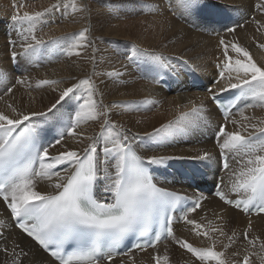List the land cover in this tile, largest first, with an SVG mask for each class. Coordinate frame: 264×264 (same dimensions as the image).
<instances>
[{
    "label": "snow or ice",
    "instance_id": "obj_1",
    "mask_svg": "<svg viewBox=\"0 0 264 264\" xmlns=\"http://www.w3.org/2000/svg\"><path fill=\"white\" fill-rule=\"evenodd\" d=\"M19 7V6H17ZM71 7L72 13L87 12L83 3L77 6L75 0L70 5L57 0L43 12L37 11L15 14L11 17L14 24L23 29L19 36L20 53L13 52L16 60L23 56L31 61L42 48L57 45L69 56H80L83 49L92 47L89 29L68 34L67 38L48 37L45 40L36 34V26L48 13L56 9ZM151 7V6H149ZM264 14V3L257 5ZM219 4L212 0H168V10L175 13L182 10L189 16L214 22ZM157 5L155 11H160ZM258 30L264 27L260 20L252 18ZM27 22V27H24ZM227 33H234L235 27H226ZM11 44L15 46V41ZM219 44L223 50V59L216 65L219 79L206 91L210 99L224 113V123L218 125L215 146L219 149V163L225 173L214 195L224 204L244 214L255 210L264 214V120L251 122V117L241 116L247 123H238L230 119L232 109L239 110L244 103L248 107L264 108V66H259L250 51L237 42H226L221 38ZM264 47V45H261ZM144 54L154 70L164 69L179 77L176 65L162 54L149 53L133 48L126 57L134 63L138 55ZM98 63L95 55L91 57ZM188 66V61H183ZM227 86L220 87L219 93L237 90L233 97L222 102L214 88L225 80ZM124 72L110 70L93 73L82 79L73 77L70 86L61 88L64 82L55 79H40L36 88L51 87L58 92V99L42 111H24L9 103L10 113L0 111V203L4 205L10 220H0V253L3 264H24L30 252L20 242L12 241L8 246L4 231L11 225L19 229L38 249L51 259L52 264H137L133 253L152 249V264H170L167 247L164 255L158 250L161 241L167 240L185 250L200 264H251L255 257L259 264H264V240L251 236V223L242 234L246 242L242 259L228 257L226 252L240 239L233 232L231 235L223 226L209 227L196 219L190 218L202 207L203 195L196 198L180 195L159 187L154 183L152 172L160 167L167 168L170 161L196 160L215 163L217 157L210 151L199 150L195 156L151 155L138 152L141 145L151 141L148 150L171 146V141L178 135L198 129L201 124H208L206 105L200 98L199 104L189 100L186 111H182L174 120L161 124L152 132L143 136L131 133L123 125L112 119L113 110L120 107L117 103L105 104L97 77L121 78ZM8 74L0 70V79H7ZM28 77L21 76L17 83L24 84ZM158 82V81H157ZM11 92L8 89L5 94ZM252 103H247L248 99ZM142 103L154 104L145 100ZM65 105L69 111H62ZM190 105V106H189ZM89 121L100 122V131L87 135L81 131L82 125ZM231 123L237 130H229ZM55 129L56 135H46ZM73 138L77 144H84L79 149L68 148L64 143ZM147 138V140H145ZM85 141L87 143L85 144ZM152 145L155 147L153 148ZM64 149L60 151L57 149ZM50 149H57L55 154ZM230 160L239 166L233 168ZM185 178L195 179V173ZM48 181L53 192H42L37 185ZM110 194L111 199H100V190ZM191 201L190 207L181 208L182 221L190 226V231L199 238L210 240L211 246L198 248L187 239L178 237L173 229L174 213L180 205ZM204 219V217H201ZM223 220V217H218ZM211 224V222H209ZM217 237L226 238L218 240ZM127 241L124 249L120 245ZM217 243L222 250L217 251ZM239 251H233L231 257H239Z\"/></svg>",
    "mask_w": 264,
    "mask_h": 264
},
{
    "label": "bare ground",
    "instance_id": "obj_2",
    "mask_svg": "<svg viewBox=\"0 0 264 264\" xmlns=\"http://www.w3.org/2000/svg\"><path fill=\"white\" fill-rule=\"evenodd\" d=\"M29 1V4H25L24 0H8L7 3H0V25H4L0 27V70H4L8 74L7 79H0V111L10 113V109L7 108L9 103L26 112L42 111L50 107L58 99L59 93L52 91L51 87L48 86L36 88V82L40 79L61 80L64 83L60 87L63 88L75 82L72 79L73 77L82 79L91 75L93 71L100 73L115 69L124 72L125 75L121 78L97 77L96 79L98 84L101 79L105 81L104 84L100 85L101 91L104 93V103H117L120 105L119 108L113 110L112 119L118 125H123L125 129H130L131 133H139L143 136L144 133L159 128L161 124L176 119L182 111L187 110L185 106L188 105L189 100H195L199 104L200 98H203L206 105L205 116L209 122L208 124H201L198 129L176 136L172 139L171 146L165 148H157L154 151L148 150V145L151 144V141H148L138 149L141 155L195 156L199 150L210 151L217 157L215 163L196 160L170 161L167 168L172 167V164L175 163L196 164L202 167L206 178L205 181L200 179L196 181L199 186L216 185L219 177L227 179L220 167L219 149L215 146L218 125L225 122V120L219 108L208 99L209 93L206 91L214 81L219 79L220 69L216 65L223 59L222 48L213 44V41L215 39L220 41L221 38H224L226 42H237L250 51L259 66H264V47H261V45H264V27L258 30V26L252 19L255 17L256 20H260L264 24V14L257 8V5L264 3V0H212L213 4H219L216 16L222 18L220 23L215 21L207 23L204 19H197L183 13L182 10H176L173 13V11L168 10V0H144V13L168 17L162 23H160L159 18L153 19L155 31L144 32V44L142 46L139 44L141 47H138V49L146 50L149 53L162 54L168 58L171 63L176 65V72L179 73L178 78L168 70H154L152 65L147 62L148 57L144 54L138 55L134 63H129L126 57L131 54L133 48L129 44L123 45L116 41L119 39H116L113 36L114 34L127 36V33L121 31L118 26H115L116 31L114 34L104 27H87L89 29V40L92 42L93 47L98 49L95 53H93L92 47H89L81 50L82 54L80 56H69L59 46L50 45L47 48H42L40 53L33 57L31 61L25 60L23 56H19L14 60L12 53L21 52L19 34L23 29L19 24H14L11 19L10 21L7 19L25 11L37 12L33 6L35 0ZM51 2H53V5L57 0ZM138 2L135 0H105L101 1L100 5L106 7L114 18L117 17L116 20L119 24L128 27L121 10L135 9L138 11ZM13 3L16 4V10L13 6H9ZM63 3L66 4L64 0ZM83 3L86 7L89 6L88 0H83ZM46 4L43 3L42 8H46ZM52 5H48V7L50 8ZM157 5L160 6V11H155ZM77 6L80 5L77 4ZM2 7H5V9ZM80 15L81 13L78 12V17ZM45 18L50 23L49 26L44 25V20L36 26V34L45 40L48 37H64L70 40L68 34L83 30L79 27L77 19L73 18L71 7L67 11L56 9L48 13ZM55 18H61L63 27L51 24ZM109 18V21L114 19ZM8 23H10L9 26H7ZM235 24L237 27H235L236 31L234 33L225 31L226 27H232ZM25 26L27 27V25ZM65 32L67 33L66 36H64ZM97 33L105 34L101 39H98ZM12 41H15V46L11 44ZM93 55L99 61L98 63H94L91 59ZM183 61H188V66H185ZM190 74L198 76L200 82L190 81ZM227 75L225 73L226 79L220 81L219 85L214 88L218 94H221L219 93L220 87L227 86ZM21 76L28 77V81L24 84L17 83L16 80ZM164 81H167L170 87L166 86ZM10 85H13L12 92L5 94ZM130 96L140 100L134 104L142 105L144 112H132L130 106L132 101H128ZM111 98L117 99L118 102H112ZM145 100L155 101V103H142ZM247 103H252V100L249 98ZM241 104H243V107L232 111L230 119H235L238 123H246L241 116V111H243L244 115L252 118V123L264 120V108L257 106L245 109L244 103ZM69 110L68 105H65L62 109V111ZM228 129L237 130L231 123L228 124ZM80 130L86 132L87 135H95L100 131V122L89 121L82 125ZM49 133L56 134V131L52 129L46 134ZM64 143L72 149L84 147V144L75 143L73 138H67ZM86 143L87 141H85ZM152 147L155 146L152 145ZM57 149L64 150L59 146H57ZM57 149H50V152L55 154ZM230 164L239 171V166L236 163L230 160ZM158 181L162 186L169 189L187 192L193 199L201 195L206 197L202 201V207L196 213H192L190 218L209 225V227L223 226L227 231L233 220L240 214L255 220L264 218V214H244L224 205L218 198L207 194V192H200L198 187H192L177 175L160 176ZM37 187L42 192H53L46 180L41 181ZM201 217H204V219H201ZM218 217H223V220L218 219ZM0 220H10L2 203H0ZM174 229L178 237L187 239L198 248L211 246L212 242L210 240L196 237L190 231V226L186 225L181 218L176 221ZM4 235L7 237L9 247H11L12 241H18L22 247L30 252L24 264H52L47 254L40 251L34 242L24 237L15 227L9 225L4 231ZM217 239H223L224 243H227L226 238L217 237ZM235 243L233 246H235ZM166 247L170 264H200L199 261H194V258L185 250L167 240L161 242L159 246L158 250L161 255H164ZM230 249L227 250L226 255L236 259L231 255L229 256ZM216 250H222L220 243H217ZM152 253L153 250L148 249L146 252L136 251L133 254L136 257L137 264H152ZM181 257L184 258L183 262H180ZM239 259H241L240 256ZM4 260V254L0 253V264H3ZM115 264H119V258L115 261ZM251 264H259V261L253 257Z\"/></svg>",
    "mask_w": 264,
    "mask_h": 264
},
{
    "label": "rangeland",
    "instance_id": "obj_3",
    "mask_svg": "<svg viewBox=\"0 0 264 264\" xmlns=\"http://www.w3.org/2000/svg\"><path fill=\"white\" fill-rule=\"evenodd\" d=\"M53 0H35L33 3L34 8L37 11H44L43 9L49 8L48 5H52L53 2H51ZM65 3L67 5H70L73 0H64ZM80 1V2H79ZM89 1V9L87 12L81 13L80 17H78V12L73 13V18L77 19L78 25L81 28H87V27H104L106 30H108L111 33H115L116 31V27L118 26L121 31H124L125 33H127L126 37L123 36H117V35H113L115 36L116 40L118 42H120L121 44L125 45V44H129L132 48H138L141 47L142 44H144V32L147 31H155L154 30V22L153 19L155 18H159L160 19V23L164 22L166 20V18L168 16H157L156 14H151V13H144V0H140V2H138L139 0H135L136 2H138V6H139V10L136 11L135 9H128L126 10H121V13L124 14V19L126 20L127 26L125 27L121 24H119V22L116 20L117 17H113V15L111 14V12L106 8V7H102L100 5L101 1H105V0H88ZM8 0H0V3H7ZM75 2L80 5L81 3H83V0H75ZM25 4H29L30 1L29 0H24ZM43 3H47V7L46 8H42V4ZM84 4V3H83ZM85 5V4H84ZM9 6H13L14 9L16 10V4H9ZM3 9H5V7H2ZM149 10V9H148ZM135 11V12H133ZM29 13H35L33 11H27ZM60 13V11H58ZM20 14V13H19ZM83 14V15H82ZM254 16V14L252 15V17ZM109 17L114 18L113 20L109 21ZM11 17L8 18L7 20L10 21ZM44 20V25L49 26L50 23L48 22V20L46 18L42 19ZM42 22V21H41ZM38 23L39 24H41ZM262 22V21H261ZM25 25H27V22H24ZM10 23H8L7 26H9ZM52 25L54 26H59V27H63V23L61 18H55L53 19V21L51 22ZM24 25V27H26ZM4 25H0V27H2ZM232 27H237V25L235 24ZM9 33V32H8ZM105 33H97V38L101 39V37L104 35ZM138 36H135V35ZM67 33H64V36H66ZM122 40V41H121ZM219 40L215 39V41H213V44H216L217 47H221L220 44L218 43ZM218 43V44H217ZM139 44L141 46H139ZM103 52V51H102ZM214 66V64H212ZM13 85H10L9 89H11V92L13 90L12 88ZM112 102H118L117 99L115 98H111ZM132 101V103L130 104L131 106V110L132 112H137V111H141L144 112V107L140 104H134L135 102H138L140 100L134 98L133 96L129 97L128 101ZM247 123V121H246ZM217 132V131H216ZM249 223H251V231H250V235L251 236H259L261 240H264V218H258L257 220L252 219V218H247L245 216H243L242 214L238 215L232 222V224L228 227L227 229V233L229 235H231L233 232L236 233V235L238 237H240V239L236 240L235 246H232V248L230 249V254L233 251H239L240 252V257L242 259L244 253V249L246 247V242L243 240L242 238V234L244 232V230L248 227ZM236 247V248H235ZM159 249V248H158ZM237 260H240L239 257H234ZM184 258L181 257L180 262H183Z\"/></svg>",
    "mask_w": 264,
    "mask_h": 264
}]
</instances>
